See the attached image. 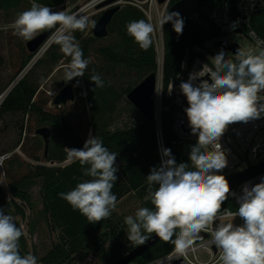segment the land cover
<instances>
[{
	"label": "clouds",
	"instance_id": "clouds-1",
	"mask_svg": "<svg viewBox=\"0 0 264 264\" xmlns=\"http://www.w3.org/2000/svg\"><path fill=\"white\" fill-rule=\"evenodd\" d=\"M168 22L177 35L182 34L184 20L179 12H166L158 21L161 29ZM89 24L94 26L95 21L87 15L53 11L31 0V7L18 13L10 27L14 36L26 41L55 29L50 39L71 58L65 70V80L70 82L83 77L90 63L72 33L83 32ZM126 30L142 50L152 45V23L133 20ZM249 35L256 36L254 31ZM256 45L258 52L239 48L234 59L220 50L212 57L213 67L205 63L190 73L186 82L181 81L179 88L188 105L184 112L197 140L190 146L188 162L177 164L171 149H161L160 165L152 167L146 176L145 200L154 207H140L124 218L127 239L132 244L144 245L154 233L159 240L174 245L177 256H184L204 239L200 233H208L220 253L217 264H264V177L255 185L246 182L242 186L235 212H222L224 202L235 193L226 177L219 174L228 165V150L221 138L229 126L264 118L260 97L264 93V40L257 38ZM90 82L95 86L93 92L104 87L98 73L90 77ZM74 86H79V80ZM65 150L68 161H78L82 175L90 179L59 193V197L89 223L109 218L118 204L112 192L118 180L117 153L109 151L102 139L91 133L82 148ZM154 185L158 187L154 189ZM237 217L242 224L234 222ZM24 235L23 225L18 227L14 217L0 208V264H38L33 253L20 252Z\"/></svg>",
	"mask_w": 264,
	"mask_h": 264
},
{
	"label": "trees",
	"instance_id": "trees-1",
	"mask_svg": "<svg viewBox=\"0 0 264 264\" xmlns=\"http://www.w3.org/2000/svg\"><path fill=\"white\" fill-rule=\"evenodd\" d=\"M68 0H35L36 3L48 6L52 10L63 8ZM72 1V0H71ZM179 1V0H176ZM222 1L232 2L233 0H207L199 12L184 21L183 32L181 35L173 30L172 23L168 22L163 26V57H162V80L163 86L174 82L180 70V64L185 57L190 59L198 56L197 50L203 49L206 42H214L218 39V34L210 27L208 17L215 7ZM23 6L31 7V0H0V12L9 15L11 12L20 9ZM133 20H145V17L135 8L122 6L112 18L108 27V32L117 37V44L110 47H103L97 50L98 56L108 63L111 67L124 68L137 73L139 78L137 85L142 78L150 74H155L157 70V56L153 44L148 50H142L132 37L127 34L126 25ZM251 29L260 40H264V10H261L252 17ZM53 30L50 31L52 34ZM76 42L83 51L84 58L88 59L90 43L94 39L83 38V33L78 32L73 35ZM215 43V42H214ZM37 51L27 54L23 60L16 81L6 92L5 97L0 104V118L5 115L21 114L29 117L37 116L42 122L48 124L51 130V137L57 140L48 148L45 161L53 164H61L67 160L65 148H82L84 140L76 134L69 123L66 122L64 114L52 115L44 112L38 107L34 99L37 95L39 85L31 79V72L24 74L22 71L36 57ZM201 56V55H199ZM235 58V57H229ZM63 59L57 51V45L53 44L46 51L44 58L39 59L34 67H47L52 69ZM100 74L104 81L103 88H95L90 82V77L94 74ZM81 86L84 90L86 108L89 114V127L91 134L100 137L105 147L111 152L117 153L116 165L119 168L117 172L118 180L114 183L112 192L117 196L119 202L128 195H134L142 207L153 208L150 200H145L148 195V185L146 176L150 173L152 167H158L161 163L156 143V124L142 118L141 122L131 127L112 130L113 115L117 111L118 104L124 96L133 88H127L124 91L118 90L112 83L103 77L96 65H88L81 77ZM129 103V102H128ZM130 104V103H129ZM170 107L169 111L161 114V132L164 148L171 149L177 164L188 162V157L179 148V141L172 132V114L175 107L170 106L167 99H162V106ZM23 126L19 127V140L12 149L10 156L5 158L2 163L4 176L8 177L13 161L19 157L13 153L17 148L23 151L28 158L36 162L39 159L35 154L27 153L25 149L26 139H22ZM50 137V143H51ZM42 181L39 194L42 200V213L47 218L50 230L57 233V243L47 252L39 261L40 264H70L72 258L83 249L88 242L94 241L96 235L108 226L109 218L95 224L89 221L79 213L74 211L71 206L59 197V193L68 192L73 189L78 182L90 179L82 175L81 165L74 161L65 167L32 166L27 175L9 181L6 185L11 199H8L6 193L0 185V208L5 213L12 207L15 216L24 218L23 211L17 206L14 200L25 203L31 207L29 197L24 190L27 184L34 180ZM158 187L156 185L153 186ZM235 209L233 203L228 199L222 205V209ZM31 210V208H30ZM17 226L18 223L16 222ZM31 220L29 221V232L31 234ZM19 227V226H18ZM151 234V236H153ZM150 236V237H151ZM109 247L104 250L101 259L107 264H111L133 247H123L117 238H113ZM174 245L159 240L145 254L136 259L138 264H148L167 255ZM20 252L26 254V242L23 236L20 238Z\"/></svg>",
	"mask_w": 264,
	"mask_h": 264
},
{
	"label": "rangeland",
	"instance_id": "rangeland-1",
	"mask_svg": "<svg viewBox=\"0 0 264 264\" xmlns=\"http://www.w3.org/2000/svg\"><path fill=\"white\" fill-rule=\"evenodd\" d=\"M91 0H68L63 8H59L53 11H66L69 14L73 13V9L80 8ZM29 9L28 6H23L20 9L11 12L9 15H4L0 12V96L8 91L13 83L16 81L17 75L20 72L23 60L28 54L26 49V43L29 41L23 40L13 35V29L10 27L12 22L15 20L18 13ZM103 11L97 8L94 10L92 16L88 13L87 15L91 21H96L100 17ZM92 24H89L88 28L84 30L83 38L94 39L90 43L88 60L89 65H96L103 77H105L110 83H112L118 90L124 91L127 88H134L141 81L135 85L136 80L139 78L136 72L129 71L124 68L111 67L108 63L103 61L97 54V50L103 47H110L117 44V37L109 33L104 39H95L92 36ZM53 32L55 29H52ZM46 30L37 34V36L48 32ZM81 32L76 30L72 34ZM33 38V39H34ZM225 43L229 46L235 44L238 48L245 49L252 53L259 51L255 43L249 39L242 38L236 34H230L224 38ZM56 43H51L48 48L38 49L37 56L27 67L22 71L24 74L31 72L30 79L37 85L39 89L34 99L35 104L38 107L49 114L59 115L64 114L65 120L71 125L74 132L80 136L85 142L91 133L89 127V114L85 103V94L81 86V77L75 78L70 82L65 80V70L70 63L71 58L61 51L60 45H57V51L62 55L63 59L55 65L52 69L48 70L47 67L39 66L34 68L35 63L44 58L46 51ZM219 48L217 43L206 42L203 49L198 51L199 55L209 60L213 65L212 57L218 52ZM228 57H234L230 51H226ZM160 59L157 56V63L159 64ZM79 80V86H74ZM71 86L74 92V101L68 102L63 106H53L52 100L65 86ZM140 113L128 103L126 96L123 97L122 101L118 104L117 111L113 115L111 129H122L131 127L138 124L142 120ZM23 126L22 139H26L25 149L27 153L35 154L39 159L38 162L31 160L27 157L23 151H19L17 148L13 151L19 157L18 160L13 161L11 167H6L10 170L8 177L4 176L3 169H0V185L2 188L14 179H19L28 174L30 167L32 166H48L50 162L45 161L44 158V143L41 137L35 134L37 129L50 126L42 122L37 116L30 115L29 117L21 114L5 115L0 118V158L10 156V153L14 146L19 140V127ZM57 140L51 137L50 145L54 144ZM50 147V146H49ZM233 147L234 144H233ZM57 166H54V168ZM42 181L40 179H34L30 181L25 187V191L29 197L31 205V252L37 257L39 261L52 247L57 243V233L50 230V225L47 218L42 213V200L39 194ZM142 207L141 202L134 196L128 195L122 198L118 204L117 209L112 212L109 217V223L106 228L100 231L94 241L88 242L86 246L81 249L73 258L70 264H107L101 259L102 252L106 250L112 243L113 238H117L120 245L123 247L136 246L128 241L127 239V225L124 223V218L128 215H134L135 211ZM6 214L12 215L14 220L17 221L18 217L15 216L13 208L10 207ZM29 244L26 243V251L29 249Z\"/></svg>",
	"mask_w": 264,
	"mask_h": 264
},
{
	"label": "built area",
	"instance_id": "built-area-1",
	"mask_svg": "<svg viewBox=\"0 0 264 264\" xmlns=\"http://www.w3.org/2000/svg\"><path fill=\"white\" fill-rule=\"evenodd\" d=\"M110 0H91L80 8L73 9V13L77 14H89L92 16V11L96 10L99 5ZM177 2L176 0H165L163 3H158V0H115L111 4L104 8L102 11L113 7L130 6L138 10L146 19V22L154 25L155 31L152 34L153 46L156 52V56H159L160 62L157 63V70L155 73L156 85L154 99V122L156 124V143L162 160L161 149L164 148L162 132H161V114L168 112L170 107L162 106V99L165 98L169 101L170 106L175 107V112L172 114V132L179 142L195 144L197 137L191 134V130L188 124V119L184 109L188 106L186 97L181 93L179 85L181 81H187L189 74L196 72L207 63L209 67L213 65L208 59L202 56H195L190 59L185 57L180 64L179 75L174 82L169 83L166 88L163 86L162 80V57H163V37L162 29L159 26V19L168 11L170 6ZM264 10V0H233L220 2L215 9L210 13L208 22L210 27L218 34V39L214 40L215 43L225 42L224 38L230 34H236L242 38L249 39L256 45L257 36L253 37L249 35L251 29L252 17ZM72 13V14H73ZM238 26H234L237 25ZM52 34L48 37L45 43L41 46V49L48 48L52 41L50 39ZM227 44V43H226ZM235 45V44H232ZM231 45V46H232ZM257 46V45H256ZM200 51L199 49L197 52ZM37 56V54H36ZM203 79H209L204 77ZM199 81H197L198 83ZM8 92V91H6ZM5 94L0 96V104L2 103ZM261 100L264 101V93L260 94ZM222 146L228 150V165L222 170L221 175H224L226 179L233 177L243 171H246L252 167H255L261 163H264V118L249 121L248 123H236L230 125L228 130L221 138ZM233 144L235 147H233ZM66 151V150H65ZM67 153V152H66ZM9 157V156H7ZM0 158V169L2 161L7 158ZM74 162V161H73ZM72 162L68 159L61 164L49 163V167H65ZM264 177V173L256 175L246 182L249 186L255 185L261 181ZM231 189L235 195H229L228 200L233 203L235 209L229 208L222 209L224 211L235 212L239 207L237 197L242 194V186L246 183ZM6 193L8 199H11V195L5 186L2 188ZM17 206L23 211L24 218L18 217L15 221L18 226L23 225L25 235L23 238L25 242L29 244L28 252H31V239L29 232V221L31 211L27 204L14 200ZM236 224H242L243 221L237 217L234 221ZM205 235L202 241H197L194 245V250H189L184 256H177L174 248L164 257L148 263V264H217L219 251L210 242L211 237L208 233H200ZM32 253V252H31ZM40 264V263H38ZM130 264H138L132 262Z\"/></svg>",
	"mask_w": 264,
	"mask_h": 264
},
{
	"label": "water",
	"instance_id": "water-1",
	"mask_svg": "<svg viewBox=\"0 0 264 264\" xmlns=\"http://www.w3.org/2000/svg\"><path fill=\"white\" fill-rule=\"evenodd\" d=\"M115 0H110L102 3L98 6V9L104 8L111 4ZM165 0H158V3H163ZM207 0H179L172 4L167 12H179L181 18L185 21L191 16L197 14L199 10L205 5ZM119 11V7H113L103 11L92 27V36L95 39H104L108 36V27L112 21V18L116 12ZM50 31L45 32L31 41L26 43V49L29 54L35 53L45 43L50 36ZM219 50L230 51L233 55L239 50L237 45L229 46L225 42L217 43ZM156 77L155 74L148 75L143 79L137 86H135L126 96L127 101L140 113V115L147 121H154V99L155 94ZM74 101V92L71 86H65L52 100L53 106H63L68 102ZM35 134L43 140L44 143V158L47 156L51 130L43 127L37 129ZM194 144L179 142V148L189 158L190 146ZM264 173V163H261L255 167H252L246 171H243L233 177L227 179L230 185V189H233L242 183L246 182L250 178ZM201 237L205 238V235L200 234ZM159 241L155 234L149 238V240L141 246H136L130 250L123 257L111 264H130L136 259L145 254L150 248H152Z\"/></svg>",
	"mask_w": 264,
	"mask_h": 264
},
{
	"label": "bare ground",
	"instance_id": "bare-ground-1",
	"mask_svg": "<svg viewBox=\"0 0 264 264\" xmlns=\"http://www.w3.org/2000/svg\"><path fill=\"white\" fill-rule=\"evenodd\" d=\"M35 60V59H34ZM32 64V63H31Z\"/></svg>",
	"mask_w": 264,
	"mask_h": 264
}]
</instances>
